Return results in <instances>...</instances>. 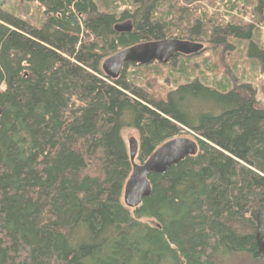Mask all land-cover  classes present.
Instances as JSON below:
<instances>
[{
    "label": "trees",
    "instance_id": "1",
    "mask_svg": "<svg viewBox=\"0 0 264 264\" xmlns=\"http://www.w3.org/2000/svg\"><path fill=\"white\" fill-rule=\"evenodd\" d=\"M262 16L264 0H0V264L263 263L264 108L252 85L222 74L223 57L200 71L193 56L125 65L117 80L102 71L122 50L178 39L214 59L241 47L264 75ZM129 20L132 32L114 30ZM127 129L138 164L185 134L199 147L149 175L136 209L124 204Z\"/></svg>",
    "mask_w": 264,
    "mask_h": 264
},
{
    "label": "water",
    "instance_id": "2",
    "mask_svg": "<svg viewBox=\"0 0 264 264\" xmlns=\"http://www.w3.org/2000/svg\"><path fill=\"white\" fill-rule=\"evenodd\" d=\"M114 30L117 33H130L133 30V23L130 20L118 23ZM204 48V44L178 39L143 43L122 50L104 60L102 71L107 78L117 80L125 65L146 66L152 63L167 65L179 55L193 56L203 52ZM128 148L133 171L124 189V204L129 209L138 208L151 195L152 187L148 179L149 175L164 174L171 167L187 157H195L199 152L195 140L179 137L160 146L144 164H138L136 162L139 151L138 140L134 137L129 138ZM256 220L258 252L264 256V204L258 209Z\"/></svg>",
    "mask_w": 264,
    "mask_h": 264
},
{
    "label": "rangeland",
    "instance_id": "3",
    "mask_svg": "<svg viewBox=\"0 0 264 264\" xmlns=\"http://www.w3.org/2000/svg\"><path fill=\"white\" fill-rule=\"evenodd\" d=\"M35 10H36L35 8L30 7L31 15H33L35 13ZM250 21L251 20L249 18H245V23H250ZM260 21H261L260 26H262V27H260L261 28V34H262V36H264V16L260 17ZM204 46H205L206 50L204 48L203 52L196 54V55H193V57L191 58L192 64H197L198 70L200 71V70H202V68H199L201 63L205 59H207L208 57H210V59H212V61L214 63H218V61H220L221 58L223 57L224 58V61H223L224 66L220 65V67L222 68V70H221L222 74H225L226 70H229L230 75H232L233 71H235L236 72L235 74L240 79V81L251 84L252 87L256 90L257 99L259 100L261 107L264 108V75L261 74L259 68L254 64V62L248 59L244 49L239 47V52L235 51V53L232 57H229L228 53L226 56L225 55L226 53L223 51L221 54V57L219 55V57H220L219 59H218V57H217V59L216 58L214 59L213 56L218 55L217 51L212 49V47L208 46L207 44H204ZM177 57H178V61H179L181 59V58H179L180 55ZM181 57H183V56H181ZM180 63H181V61L177 62V64L174 67L177 68V66L180 65ZM162 66L166 67V65H162ZM234 66L236 67L235 69H234ZM190 67H192L191 64H190ZM196 68H197V66H196ZM232 68H233V70L231 71ZM220 77H223V75ZM123 136H124L127 144H128L129 138L134 137V138L138 139V137H139L138 133L132 129L125 130L123 132ZM183 137L192 139V137H190L186 134L183 135ZM145 222L152 224V221H149V220H145ZM232 264H252V262H251V260H249L246 257H241V258L236 259ZM261 264H264V262Z\"/></svg>",
    "mask_w": 264,
    "mask_h": 264
}]
</instances>
